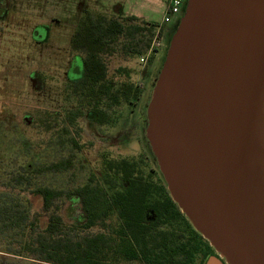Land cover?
<instances>
[{"label":"water","instance_id":"water-1","mask_svg":"<svg viewBox=\"0 0 264 264\" xmlns=\"http://www.w3.org/2000/svg\"><path fill=\"white\" fill-rule=\"evenodd\" d=\"M148 136L172 198L215 254L264 264V0H186Z\"/></svg>","mask_w":264,"mask_h":264},{"label":"trees","instance_id":"trees-1","mask_svg":"<svg viewBox=\"0 0 264 264\" xmlns=\"http://www.w3.org/2000/svg\"><path fill=\"white\" fill-rule=\"evenodd\" d=\"M159 28L136 16L84 9L69 45L83 57V74L69 86L77 107L65 116L42 111L38 121L48 138L36 147L32 167L15 164L5 172L13 195L0 200V232L22 231L19 251L51 264H205L216 253L172 198L164 176L147 170L142 158H105L102 178L87 171L74 188H31L32 174L55 176L74 167L78 142L72 127L80 116L114 125L116 109H134L141 86L127 67L119 69L124 78L115 80L107 59L118 53L132 58L147 54L158 30L162 33ZM18 188L42 199L43 216L33 213L29 197L27 205L15 199ZM58 198L68 202V219L54 209L49 212Z\"/></svg>","mask_w":264,"mask_h":264},{"label":"rangeland","instance_id":"rangeland-1","mask_svg":"<svg viewBox=\"0 0 264 264\" xmlns=\"http://www.w3.org/2000/svg\"><path fill=\"white\" fill-rule=\"evenodd\" d=\"M115 1L52 0L46 2V6L43 0H29L27 4L23 0V5L18 1L16 3L20 5H15L12 13L28 19L15 18L13 26L8 25L4 33L0 27V200L13 195L6 187L9 183L6 170L15 164L31 168L36 147L48 138L45 127L38 121L42 111H56L65 116L77 107L69 86L71 80H77L83 74V57L81 53L72 52L69 45L84 8L88 5L94 12L108 14V6ZM182 11L179 14L169 13V22L163 20L162 13L155 16L153 21L164 27L159 28L162 32L161 44L157 46L152 60L149 55L148 61L143 63V55L132 58L119 53L107 59L109 74L115 80L124 78L119 69L127 67L132 71V79L141 86L142 96L134 109L130 110L127 106L120 111L116 109L117 122L114 125H100L86 114L80 116L72 127L78 142L73 152L74 167L55 176L32 174L31 188L36 185L74 188L85 180L87 171L102 178L105 158H142L147 170L153 168L155 174L163 175L148 136V125L152 92ZM44 12L46 16H40ZM51 18L54 21L49 20ZM41 22L50 24L53 31L48 40L38 43L41 40L39 34L44 36V32L40 29L36 40L32 31ZM33 74L39 78H34ZM61 124L60 117L56 127L61 128ZM14 194L15 199L26 205L29 197L33 213L45 214L42 199L29 194V190L18 188ZM53 209L66 219L68 214L71 215L68 202L64 203L59 198L49 212ZM23 239L20 230L0 232V264H51L19 251L18 244Z\"/></svg>","mask_w":264,"mask_h":264},{"label":"crops","instance_id":"crops-1","mask_svg":"<svg viewBox=\"0 0 264 264\" xmlns=\"http://www.w3.org/2000/svg\"><path fill=\"white\" fill-rule=\"evenodd\" d=\"M110 4L107 9L109 15L121 17L136 16L143 20L153 21L156 15L162 13L165 21V16L169 11L170 0H117ZM86 8H88V5ZM159 26L161 28L164 27L163 24Z\"/></svg>","mask_w":264,"mask_h":264},{"label":"flooded vegetation","instance_id":"flooded-vegetation-1","mask_svg":"<svg viewBox=\"0 0 264 264\" xmlns=\"http://www.w3.org/2000/svg\"><path fill=\"white\" fill-rule=\"evenodd\" d=\"M18 1H21V5H23V0H0V27L2 28V32H6L5 28L9 25V26H13V20L16 18L17 20H27L28 18H24L23 15H20V17L18 15H15L12 13L13 9H14V6L15 5H20V4H17L16 2ZM27 1L29 0H26V4H27ZM32 0H30L31 2ZM49 1H52V0H43V5L46 6V2H49ZM56 1V0H54ZM85 9V8H84ZM40 16H46L45 15V12L42 13V15ZM16 20V21H17ZM51 21H54L52 18L49 19ZM40 29H42V31L44 32V36H42V33L39 34L40 32ZM53 31V27L50 26V24H48L47 22H41L39 24H36L33 28V31H32V35L34 36V39L37 38V35L39 34V36H41V40L40 41H37L38 43H43L45 42L46 40H48V38L50 37L51 35V32ZM37 40V39H36Z\"/></svg>","mask_w":264,"mask_h":264},{"label":"built area","instance_id":"built-area-1","mask_svg":"<svg viewBox=\"0 0 264 264\" xmlns=\"http://www.w3.org/2000/svg\"><path fill=\"white\" fill-rule=\"evenodd\" d=\"M185 3H186V0H170L169 11H168V14L165 16V21L169 22L171 20L169 13L179 14L182 11ZM160 34L161 33H159V30H158L157 35L153 41L151 49L149 50V52L147 53L146 56H144V55L141 56V61L143 63H146L148 61L149 55H151L153 53L154 48H157V46L161 44L160 37H162V36Z\"/></svg>","mask_w":264,"mask_h":264}]
</instances>
